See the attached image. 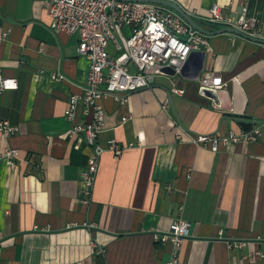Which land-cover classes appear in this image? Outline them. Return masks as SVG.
<instances>
[{"label":"crops","instance_id":"1","mask_svg":"<svg viewBox=\"0 0 264 264\" xmlns=\"http://www.w3.org/2000/svg\"><path fill=\"white\" fill-rule=\"evenodd\" d=\"M51 2L0 0V34L10 32L0 69L19 82L0 97V121L20 128L0 135V264H169L174 246L157 237L179 221L191 228L178 264H264V45L210 37L201 77L222 73L228 86L218 94L162 74L126 103L99 100L106 122L97 144L106 151L89 187L93 149L86 133L70 131L90 117L83 105L74 122L66 113L91 63L80 37L52 30ZM176 3L209 31L221 28L207 21L215 5L232 17L247 8L264 28V0ZM255 129L258 141L221 142L217 152L195 143ZM112 139L134 147L118 159L107 150ZM8 148L20 151L15 167L1 159Z\"/></svg>","mask_w":264,"mask_h":264},{"label":"built area","instance_id":"2","mask_svg":"<svg viewBox=\"0 0 264 264\" xmlns=\"http://www.w3.org/2000/svg\"><path fill=\"white\" fill-rule=\"evenodd\" d=\"M176 2V0H168ZM52 19L51 28L56 34L65 33L80 37L79 52L90 61L88 81L83 93L70 97L67 118L74 122L79 108L84 106L83 114L90 121L75 124L70 133H86L89 146L93 149L89 155L88 171L83 174L86 185L92 187L101 167V157L106 151L97 144L104 129L106 112L99 100L115 98L124 103L135 92L149 88L158 75L166 69H174L176 75H182V67L194 52H205L210 45V37L198 32L175 10L163 5L128 0H52L49 8ZM207 21L211 25L232 27L247 35L264 40V28L248 14L244 8L238 17L227 16L218 5L210 9ZM10 32L0 34V40L8 38ZM113 46L114 54L109 49ZM53 79L61 81L62 75ZM234 81H238L237 78ZM202 92L218 94L225 90L228 83L222 73L202 76L199 81ZM19 89L15 78H6L0 69V97L7 91ZM176 96H184L185 91L177 86L172 90ZM126 121V119H124ZM20 128L9 121H0V135L9 138L17 135ZM260 130L232 133L229 137L203 135L195 139L198 144H212L217 152L221 142H256ZM134 147L122 146L117 140L109 142L108 149L114 157L120 158L124 152ZM20 151L8 148L2 154L10 167H15ZM191 223L179 221L169 233L158 236L162 243L174 246L169 264H178V252L189 237Z\"/></svg>","mask_w":264,"mask_h":264},{"label":"water","instance_id":"3","mask_svg":"<svg viewBox=\"0 0 264 264\" xmlns=\"http://www.w3.org/2000/svg\"><path fill=\"white\" fill-rule=\"evenodd\" d=\"M128 1H141V2H148V3H154L163 5L165 7H169L173 10H175L177 13H179L191 26H193L198 32L203 33L204 35H207L208 37H212L215 35L220 34H233L242 38H245L247 40H250L257 44L264 45V40L247 35L241 31H238V29L232 28V27H223L220 28L217 31H209L205 27H203L196 19H194L191 15H189L187 12H185L176 2H170L168 0H128ZM207 59V53L206 52H194L191 54L190 58L186 60L184 64L181 62H177V65L183 66L182 67V76L188 80L191 81H199L202 72L205 69V63ZM174 69H166L165 74L168 75H176ZM263 240H264V228H263Z\"/></svg>","mask_w":264,"mask_h":264},{"label":"trees","instance_id":"4","mask_svg":"<svg viewBox=\"0 0 264 264\" xmlns=\"http://www.w3.org/2000/svg\"><path fill=\"white\" fill-rule=\"evenodd\" d=\"M201 24V23H200Z\"/></svg>","mask_w":264,"mask_h":264}]
</instances>
